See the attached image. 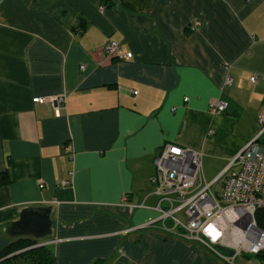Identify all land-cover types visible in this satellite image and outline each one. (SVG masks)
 <instances>
[{
  "label": "crops",
  "instance_id": "obj_1",
  "mask_svg": "<svg viewBox=\"0 0 264 264\" xmlns=\"http://www.w3.org/2000/svg\"><path fill=\"white\" fill-rule=\"evenodd\" d=\"M110 41L134 58H105ZM260 116L264 0H0V252L23 209L52 206L57 264H227L147 208L154 161L195 150L211 183Z\"/></svg>",
  "mask_w": 264,
  "mask_h": 264
},
{
  "label": "built area",
  "instance_id": "obj_2",
  "mask_svg": "<svg viewBox=\"0 0 264 264\" xmlns=\"http://www.w3.org/2000/svg\"><path fill=\"white\" fill-rule=\"evenodd\" d=\"M193 30L197 31V26ZM103 55L123 61L134 58L116 41L107 43ZM226 83L231 85L232 80L228 78ZM66 99V95H60L33 101L53 104L58 110ZM227 110L224 101L210 104L214 115ZM258 121L261 130L256 138L211 183L203 179L202 154L195 150L168 143L154 161L151 183L157 204L147 208L157 212V221L167 230L180 231L183 237L205 246L227 264L264 254V227L257 219L258 211L264 209V116ZM220 183L223 190L218 195L213 187ZM62 185L68 186L69 182Z\"/></svg>",
  "mask_w": 264,
  "mask_h": 264
},
{
  "label": "trees",
  "instance_id": "obj_3",
  "mask_svg": "<svg viewBox=\"0 0 264 264\" xmlns=\"http://www.w3.org/2000/svg\"><path fill=\"white\" fill-rule=\"evenodd\" d=\"M257 219L264 227V209L259 210ZM261 256V255H260ZM57 264L55 254L47 245L41 246L39 240L19 238L0 252V264Z\"/></svg>",
  "mask_w": 264,
  "mask_h": 264
},
{
  "label": "water",
  "instance_id": "obj_4",
  "mask_svg": "<svg viewBox=\"0 0 264 264\" xmlns=\"http://www.w3.org/2000/svg\"><path fill=\"white\" fill-rule=\"evenodd\" d=\"M52 213V206L27 207L7 231L12 237H28L39 241L46 239L53 232ZM261 257L264 260V254Z\"/></svg>",
  "mask_w": 264,
  "mask_h": 264
},
{
  "label": "rangeland",
  "instance_id": "obj_5",
  "mask_svg": "<svg viewBox=\"0 0 264 264\" xmlns=\"http://www.w3.org/2000/svg\"><path fill=\"white\" fill-rule=\"evenodd\" d=\"M214 166L215 165L212 162H208V161L204 162L203 169H202V175H203V179H204L205 182H210L211 181V179H212L211 176L213 175V167ZM222 183H220L219 185H216L215 187H213V190L215 192H217L218 195H220L222 193V190H223ZM170 227H171V224H170ZM170 232H173V233H175V234H177L179 236H182L180 231L173 230V231H170ZM249 260L251 262H253V263L257 262L256 257H249L248 261ZM21 264H25V263H21ZM236 264H238V262H236Z\"/></svg>",
  "mask_w": 264,
  "mask_h": 264
}]
</instances>
